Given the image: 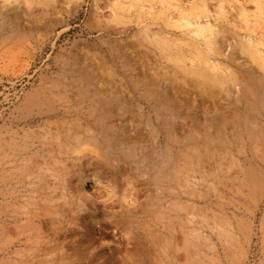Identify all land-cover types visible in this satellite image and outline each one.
<instances>
[{
	"label": "rangeland",
	"instance_id": "374dc122",
	"mask_svg": "<svg viewBox=\"0 0 264 264\" xmlns=\"http://www.w3.org/2000/svg\"><path fill=\"white\" fill-rule=\"evenodd\" d=\"M31 1L32 13L0 0V264H264V0H241L246 18L238 0ZM207 15L227 51L183 21L206 26ZM237 80L233 99L224 88ZM147 86L181 100L178 135L219 126V163L205 152L179 165L108 162L98 142L58 144L86 87L103 101L97 125L151 153Z\"/></svg>",
	"mask_w": 264,
	"mask_h": 264
},
{
	"label": "bare ground",
	"instance_id": "6f19581e",
	"mask_svg": "<svg viewBox=\"0 0 264 264\" xmlns=\"http://www.w3.org/2000/svg\"><path fill=\"white\" fill-rule=\"evenodd\" d=\"M24 2V4H25V10L27 9V11H31V13L33 12V8H32V3H33V1H31V0H23ZM246 1V0H245ZM236 2V1H235ZM238 2V5L241 7V9H242V11H239V12H241V13H244L242 16H245V18L246 17H248V14L246 13V5H245V3L244 2H242L241 0H238L237 1ZM68 3V2H67ZM54 4V3H53ZM51 5V4H50ZM55 5V4H54ZM49 6V5H48ZM205 6H206V3H205ZM208 6V5H207ZM52 7H54L55 8V6H53L52 5ZM54 8H52V9H54ZM47 9V8H46ZM50 8H48V10H49ZM51 10V9H50ZM43 11H46L45 9L43 10ZM238 12V13H239ZM141 13V12H140ZM30 14V13H29ZM227 14H229V13H227ZM94 16L93 15H91V17H90V20L92 21V22H94ZM224 18V17H223ZM202 19V18H201ZM201 19L200 18H198V19H195V21H193L192 19L190 20V19H186V18H183V21H185L186 22V25H187V28L188 29H190L191 30V32L193 33V34H195V35H200V33H201V31L203 30V29H206V27H207V29H208V31H209V36H205V39H206V41H208V46H209V48H210V50H212V51H214V53L215 54H220V52H225V51H227V49H228V43H227V41L228 40H226V38L225 37H222V35L219 33L220 31L218 30V28L212 23V22H210L209 21V19H210V15H207L206 16V19L208 20V22H207V24H206V26H204L202 23H201ZM97 22V21H96ZM95 23V22H94ZM217 23V22H216ZM97 25H98V23H97ZM99 26V25H98ZM218 31H217V30ZM224 36V35H223ZM247 38V37H246ZM204 39V38H203ZM228 39V38H227ZM248 43H250L251 45H253L254 44V41L252 40V39H249L248 41H247ZM87 45V44H86ZM85 45V46H86ZM84 46V45H83ZM206 47H207V43H206V45H205ZM263 46V45H262ZM255 47V46H254ZM253 47V48H254ZM264 47V46H263ZM80 48V47H79ZM87 48V47H86ZM80 50V49H79ZM80 51H82V50H80ZM255 51H256V49H255ZM254 51V52H255ZM258 51V50H257ZM260 51V50H259ZM210 52V51H209ZM84 53V52H83ZM88 53H91V52H88ZM256 53V52H255ZM82 54V53H81ZM86 55V54H85ZM84 55V56H85ZM136 56V55H135ZM143 56H144V54H143ZM249 56V55H248ZM142 57V56H141ZM250 57V56H249ZM143 58H145V57H143ZM142 58V59H143ZM251 58V57H250ZM139 59V58H138ZM143 62V61H142ZM144 62H145V59H144ZM102 63V62H101ZM103 64V63H102ZM103 66H104V64H103ZM103 66H102V68H103ZM157 66V65H156ZM156 66H155V69H156ZM100 67V66H99ZM159 67V66H158ZM153 70H154V68H152ZM158 69V68H157ZM102 70V69H101ZM204 71V70H203ZM213 71H215V69H213ZM201 73V72H200ZM100 75V74H99ZM213 75V74H212ZM214 76V75H213ZM97 77V76H96ZM95 77V78H96ZM99 77H102V76H99ZM105 77H107V76H105L104 75V77H102V78H104L105 79ZM101 78V81L103 80ZM99 79V78H98ZM98 79H97V81H98ZM217 79V78H216ZM100 80V79H99ZM102 82H104V81H102ZM86 83V82H85ZM98 83H100V82H98ZM87 84V83H86ZM86 84H84L85 86H86ZM228 84V83H227ZM229 84L230 85H228V87L227 86H225V87H227V88H224V90L225 89H227V94H229L228 96L229 97H232L233 98V95H232V93H234L235 91H238L237 89V87H239L240 85H238L239 83H238V80L237 81H231V83L229 82ZM102 85V84H101ZM100 85V86H101ZM177 85V84H176ZM83 86V85H82ZM97 86V85H96ZM175 86V85H174ZM87 87V86H86ZM86 87H84L83 89H81V90H83L84 92H85V95L86 96H84V98L85 99H81V102L80 101H73V104H71L72 106H70V107H68L63 113H62V118H67V116L68 115H70V117L72 118V116H74V115H77L79 118L77 119V117H76V119L78 120L77 121V125H70V123H68V121H66V122H63V119H62V122H63V124H61V125H57L58 126V128H59V132H58V136H57V134L55 135L54 134V136H56V138L57 139H61V142L60 143H58V144H68V145H70V143H71V145L70 146H72L73 147V145H75V147L76 146H78L77 145V143L78 144H85V143H88V142H98L104 149H106V150H108V154H107V161L109 162V160L112 162V161H114L113 159L115 158V160H118V161H130V162H133V163H135V164H137V165H139V164H142V165H153V166H155V164H159V163H169V165L171 164V163H173V162H177V164L179 165V163H181L182 161H185V160H190V159H188V158H194V157H196V155H198V154H200V153H202L203 152V154H204V152H205V154L207 153V155L209 154V153H212V154H210V155H212V158H214V157H218L220 154H221V148H222V143H223V138H222V136H221V131H220V129H219V126L218 125H216L215 127H212V126H210V127H208V128H203L202 130H200L199 131V125H198V128H196V130L198 131L197 133H193V132H191L190 134H184V135H178V133L176 132V129H175V123L174 122H176V121H173V118H178L179 116H178V112H176V110H175V106H174V104H175V101H180L181 102V100H178V98L176 97V98H174L173 96H171V95H163V94H160V90H156L155 88H151V87H143L142 89H141V91L140 92H143V94H141V97H142V99L145 101L144 103H146V106H147V108H148V122H149V124L151 125V128L155 131V133H154V142H152V152L150 153L147 149H146V147L145 146H143V145H140L139 146V149H137L136 148V146H138L139 144H131L127 139H126V137L125 136H123V135H119V134H117L118 136H114V133H113V131H111L110 129H109V127H108V125H101V126H99V125H97V120L100 118V117H104V116H101L102 114H99V112H100V110H99V108L100 107H102L103 105H102V102L103 101H101V99H98L97 98V96L95 97L94 96V94L92 95V93H91V91H89V90H87V88ZM178 87V86H177ZM182 87V91H183V88H185V87H183V86H180L179 85V88H181ZM175 88V87H174ZM240 88V87H239ZM175 89H177V88H175ZM181 90V89H180ZM186 92H188V91H186ZM225 92V93H226ZM237 93V92H236ZM80 95V94H79ZM207 96V95H206ZM206 96H205V98H206ZM227 96V95H226ZM227 96V99H229V97ZM95 97V98H94ZM97 98V99H96ZM204 98V97H203ZM209 98V97H208ZM87 99H88V101H87ZM192 99V98H191ZM195 99H197V97L195 98ZM234 99V98H233ZM233 99H230V100H233ZM197 100H200V99H197ZM203 100V99H202ZM206 100V99H205ZM141 101V100H140ZM191 101V100H190ZM192 101H194V102H196L197 103V101H195V100H192ZM209 101H210V99H209ZM193 102V103H194ZM203 102H204V100H203ZM202 102V103H203ZM211 102V101H210ZM143 103V104H144ZM201 103V104H202ZM206 103V102H205ZM209 103V102H208ZM104 104V103H103ZM196 105V104H195ZM205 105V104H204ZM60 107V106H59ZM78 107H80V111L78 110V111H76L77 110V108ZM104 107V106H103ZM121 108V107H120ZM146 108V107H145ZM74 109V110H73ZM105 109V108H104ZM144 110V109H143ZM146 111V110H145ZM55 112H57L56 110H55ZM143 112V111H142ZM151 113H153L154 114V116L153 115H151ZM50 114V113H49ZM52 114V113H51ZM55 114V113H54ZM66 114H68V115H66ZM143 115H144V113H143ZM49 116V115H48ZM57 116V115H56ZM59 116V115H58ZM142 116V115H141ZM144 116H146V115H144ZM49 118V117H48ZM144 118V117H143ZM61 118H59V120H60ZM74 119V118H73ZM102 119H104V118H102ZM42 120V119H41ZM46 120H48V119H46ZM56 120V119H55ZM175 120V119H174ZM50 121V120H49ZM51 121H53V120H51ZM103 121V120H102ZM56 122H58V121H56ZM61 122V123H62ZM46 123H49V122H46ZM45 123V124H46ZM55 123V122H54ZM60 123V122H59ZM73 123H75V122H73ZM44 124V125H45ZM112 124V123H111ZM49 125V124H48ZM50 125H51V122H50ZM54 125V124H53ZM112 125H114V124H112ZM112 125H111V127H112ZM154 125V126H153ZM55 126V125H54ZM93 126H99V128H98V130L99 131H96L94 128H93ZM155 126H157V127H155ZM48 127V126H47ZM46 127V128H47ZM110 127V128H111ZM177 127V126H176ZM196 127H197V125H196ZM45 128V129H46ZM49 128V127H48ZM51 128V127H50ZM49 128V129H50ZM109 129V130H108ZM56 130V129H55ZM58 130V129H57ZM49 133V132H48ZM52 135H53V132H52ZM73 140H75V141H73ZM89 144V143H88ZM91 144V143H90ZM135 145V146H134ZM37 146V145H36ZM69 146V148H71ZM80 146V145H79ZM82 146V145H81ZM35 147V146H34ZM58 147H62V146H58ZM65 147V146H64ZM62 149H63V147H62ZM34 150V149H33ZM136 150H137V152H136ZM62 150H61V148H60V153H62L61 152ZM102 151V150H101ZM176 151H178V154L176 155V154H174V153H176ZM189 151V152H188ZM103 152H104V150H103ZM193 152H197V154L194 156L193 155ZM37 153V152H36ZM191 153H192V155H191ZM106 154V153H105ZM203 154H200V155H202V157L204 158V156H203ZM37 155V154H36ZM58 155V154H57ZM64 155V154H63ZM62 155V156H63ZM200 155H198V156H200ZM13 156V155H12ZM66 156V155H65ZM87 156V155H86ZM198 156H197V158H198ZM214 156V157H213ZM36 157H38V156H36ZM40 157V156H39ZM71 157V156H70ZM202 157L199 159V161L198 162H200V160H202ZM207 157V156H206ZM209 157V156H208ZM220 157V156H219ZM223 157V156H222ZM15 158V157H14ZM44 158V157H43ZM92 157L90 156V158L88 159V160H90ZM196 159V158H195ZM194 159V160H195ZM218 159L219 158H217V162H218ZM220 159H221V157H220ZM75 160V159H74ZM92 160V159H91ZM205 160V159H204ZM204 160H203V162H204ZM212 160V159H211ZM222 160V159H221ZM38 161V160H37ZM93 161V160H92ZM118 161H116V162H118ZM208 161V160H207ZM206 161V162H207ZM210 161V160H209ZM215 161V160H214ZM53 162V161H52ZM60 162V161H59ZM194 162V161H193ZM196 162V161H195ZM212 162V161H211ZM210 162V164H212V163H214V162H212L211 163ZM221 162V161H220ZM115 163V162H114ZM192 163V162H191ZM205 163V162H204ZM219 163V162H218ZM61 164V163H60ZM176 164V163H175ZM173 165V166H175V168H176V165ZM187 164H190L189 163V161H188V163ZM208 164V163H207ZM220 164H222V163H220ZM62 165V164H61ZM160 165V164H159ZM158 165V166H159ZM172 165V164H171ZM198 167L201 169V167H200V165H201V163L199 164L198 163ZM219 165V164H218ZM136 166V165H135ZM161 166H163L164 167V165H161ZM186 166V165H185ZM184 166V167H185ZM190 166V165H189ZM141 167H143V166H141ZM167 167V166H166ZM170 167V166H169ZM188 167V166H187ZM197 167V165L194 167V168H196ZM214 167H215V165H214ZM151 168V167H150ZM150 168L148 169V170H150ZM154 168V167H153ZM156 168V167H155ZM162 168V167H161ZM160 168V169H161ZM165 168V167H164ZM173 168V167H172ZM178 168V167H177ZM211 169L213 168L212 167V165H211V167H210ZM216 168V167H215ZM220 168V167H219ZM168 169V168H167ZM166 169V170H167ZM171 169V168H170ZM169 169V170H170ZM174 169V168H173ZM179 169H182V168H179ZM179 169H177V172L179 171ZM185 169H186V167H185ZM185 169H184V173H185ZM188 169V168H187ZM187 169H186V173L189 171V169H188V171H187ZM205 169V168H204ZM214 169V168H213ZM220 169H222V167L220 168ZM46 170V169H45ZM147 170V171H148ZM154 171L156 170V169H153ZM153 170H151V171H153ZM165 170V171H166ZM183 170V169H182ZM193 171L195 170V169H192ZM191 170V171H192ZM208 170H209V168H208ZM207 170V171H208ZM217 170H218V168L215 170L216 172H217ZM61 171V170H60ZM124 171V170H123ZM122 171V172H123ZM158 171H160V170H158ZM171 171H173L172 169H171ZM192 171V172H193ZM200 171V172H199ZM201 171L203 172V170H198V175H199V177H198V181H199V178H200V181H201V179H202V176H204V178H205V175H202V173H201ZM207 171H204V172H206L207 173ZM214 171V170H213ZM223 171V170H222ZM44 172V171H43ZM175 172H176V170H175ZM176 172V173H177ZM191 172V173H192ZM196 172V171H195ZM195 172H193L192 173V175H197V173L196 174H194ZM211 172H212V170H211ZM210 172V173H211ZM55 173V172H54ZM157 173H159V172H157ZM167 173V172H166ZM170 173V172H169ZM179 173V172H178ZM182 173V171L179 173V176H180V174ZM200 173V174H199ZM205 173V174H206ZM215 173V172H214ZM155 174V173H154ZM160 174V173H159ZM158 174V175H159ZM161 174H163V173H161ZM160 174V175H161ZM218 174V172L216 173V175ZM164 175H165V173H164ZM174 175V174H173ZM173 175H172V177H173ZM182 175V174H181ZM209 175V174H208ZM216 175H214V176H216ZM59 176V175H58ZM155 176H157V175H155ZM154 176V177H155ZM163 176V175H162ZM179 176H177V177H179ZM191 176V175H190ZM210 176V175H209ZM52 177V176H51ZM159 177V176H158ZM163 177H165V176H163ZM163 177H159L160 179H158V180H160V182L159 183H162L161 182V178L163 179ZM180 177H182V176H180ZM185 177V176H184ZM188 177H189V174H188ZM197 177V176H196ZM208 177V176H207ZM49 178V177H48ZM54 178V177H53ZM157 178V177H156ZM175 178V177H174ZM194 178V177H193ZM203 178V179H204ZM219 178V177H218ZM165 179V178H164ZM173 179V178H172ZM180 180L182 179V178H179ZM189 179H190V177H189ZM188 179V180H189ZM48 181L50 180V179H47ZM176 180V179H175ZM179 180V182H181ZM184 180V179H183ZM38 181V180H37ZM54 182L56 181L55 179L53 180ZM57 181H59V180H57ZM97 181L98 180H95L94 182H96L97 183ZM187 181V180H186ZM195 181V180H194ZM40 182V181H39ZM50 182H51V180H50ZM54 182H52V183H54ZM178 182V183H179ZM190 182V181H189ZM189 182H186L187 184L189 183ZM193 182V181H192ZM47 183V182H46ZM164 183V182H163ZM176 183H177V181H176ZM177 183V184H178ZM181 183H183V182H181ZM196 183V182H195ZM200 183H202V182H200ZM41 184V183H40ZM55 184V183H54ZM53 184V185H54ZM184 185H185V183H183ZM193 184V183H192ZM46 185H48V184H46ZM59 185H60V183H59ZM159 185V184H158ZM179 185H181V184H178L177 186H179ZM189 185H190V183H189ZM189 185H186V186H188L187 188H189V190H191V188H190V186ZM196 185H198V184H196ZM81 186V185H80ZM193 186V185H192ZM191 186V187H192ZM194 186H195V184H194ZM193 186V187H194ZM49 186H47V188H48ZM54 187V186H53ZM57 186H55V188H56ZM59 187H61V186H59ZM176 187V186H175ZM184 187V186H183ZM195 187H197V186H195ZM43 188V187H42ZM46 188V187H45ZM181 189H182V186L180 187ZM186 188V187H185ZM186 188V189H187ZM52 189H54V188H52ZM62 189H64V188H62ZM78 189H79V187H78ZM194 189V188H193ZM197 189V188H196ZM44 190V189H43ZM50 190H51V188H50ZM58 190V189H57ZM179 190V189H178ZM40 191V190H39ZM41 191H42V189H41ZM45 191V190H44ZM43 191V194H45L46 192H44ZM52 191V190H51ZM59 191V190H58ZM65 191V190H64ZM75 191V190H74ZM180 191V190H179ZM185 191V190H184ZM183 191V192H184ZM195 191V190H194ZM62 192V191H61ZM77 193H76V195H75V199H76V201H78L79 203H82V201H84V200H82L81 199V195H80V193H79V191L77 190L76 191ZM166 192V191H165ZM182 192V193H183ZM189 191H187L186 192V194L188 193ZM198 192V191H197ZM42 193V192H41ZM189 193H191V192H189ZM57 194V193H56ZM177 194V193H176ZM175 194V195H176ZM196 194V193H195ZM194 194V195H195ZM58 195V194H57ZM191 195V194H190ZM73 196V195H72ZM178 196H179V194H178ZM177 196V197H178ZM183 195H181V197H182ZM186 196H188V194L186 195ZM193 196V195H192ZM55 197H56V195H55ZM180 197V196H179ZM178 197V198H179ZM52 198H54V197H52ZM187 198V197H186ZM60 199V198H59ZM188 199H190V198H188ZM53 200V199H52ZM45 201V200H44ZM77 203V202H76ZM85 203V202H84ZM47 204V203H46ZM80 205V204H79ZM48 207V206H47ZM86 217V216H85ZM88 217V216H87ZM92 217V216H91ZM97 217V216H96ZM83 218V217H82ZM94 218V217H93ZM78 219V218H77ZM85 219V218H84ZM97 221V220H96ZM95 221V222H96ZM87 221L85 220V223H86ZM45 224V223H44ZM80 227V226H79ZM218 227V226H217ZM199 230V229H198ZM198 230H195V231H197V234H196V232L194 231V233L193 234H195L194 236H200L202 233H201V230H199L200 231V233H199V231ZM198 233L200 234V235H198ZM204 235V234H203ZM205 236V235H204ZM204 236H202V237H196L197 238V240L198 239H201V238H203ZM201 240H203V239H201Z\"/></svg>",
	"mask_w": 264,
	"mask_h": 264
}]
</instances>
